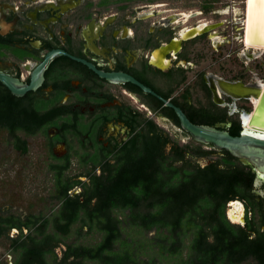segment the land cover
<instances>
[{
    "label": "flooded vegetation",
    "instance_id": "flooded-vegetation-1",
    "mask_svg": "<svg viewBox=\"0 0 264 264\" xmlns=\"http://www.w3.org/2000/svg\"><path fill=\"white\" fill-rule=\"evenodd\" d=\"M94 1L0 0L1 71L29 85L33 77L38 78L36 73L49 54L63 52L52 57L42 69L40 74L42 79L36 90L18 97L5 86L21 101L22 107L36 108L39 113L50 115L51 121L37 133L28 134L24 130H19L17 134L19 138L27 141L28 148L29 138L41 137L44 140L48 154V169L54 182L47 210L26 213L4 211L7 214H16L24 219L32 213L55 216L60 212L61 202L55 197L57 172L53 169L54 166H68L63 177L74 183L68 194L73 197L80 196V200L83 201L85 187L91 184L94 176L108 180L126 165L129 141L144 130L148 120H153L165 135H167L165 128L155 119L165 124L170 122L174 128L189 137L181 130L180 124L177 125L168 112L162 109L167 106L157 97L144 93L132 83L110 82L97 71L128 74L182 110L181 105L202 106L213 112L224 110L226 119L217 122L215 126L226 129L235 121L240 126L239 133L244 130L242 115L251 112L250 101L234 98L222 92L217 98L208 80L213 74L211 72H198L195 80L192 83L188 82V74L194 66L190 45L194 44L196 39L205 36H209L208 38L213 41L211 35L215 30L183 38L182 31L197 26L199 20L192 24L194 26H183L184 24L177 21L172 22L171 15H168L167 18H162L164 22L160 26H150L145 34H139V27L135 26V23H141L147 18H143L139 13L134 16L132 22L126 19L124 14L119 16L118 13L127 10L129 2L112 1L102 5V0ZM126 4L127 8L121 9V6ZM114 6L117 13H110ZM155 15L156 12H153L152 16ZM175 41H179V48L172 49L170 46ZM161 49H166L163 51L166 65L153 62L154 53ZM79 60L93 65L97 71ZM219 77L230 83H244L241 80ZM158 81L163 83V87L158 85ZM256 81L257 79L254 83ZM196 89L204 93L206 105L194 99ZM156 100L161 101L163 107L159 108ZM240 103H248L249 107L241 108ZM137 121L140 124L136 127ZM7 132L13 143L14 138L9 131ZM191 141L186 145L178 143L177 145L189 148L186 151V158L201 167L209 165L216 159L202 164L199 158L209 156H194L192 147L201 145L203 150L218 152L219 155L223 151L196 143L192 139ZM170 144L171 147L168 149ZM12 145L13 150L21 156L29 152L28 149L27 153H23L22 150L15 148L14 143ZM173 145V142L166 145V154L171 152ZM237 162L253 175L247 191L250 194L248 197L242 195L247 185L239 188L241 194L226 202L224 216L233 227L246 229L248 224L251 225L247 231L253 238L256 236V230L264 232V174L257 173L252 166L245 165L239 160ZM181 164L182 161L178 162L177 166ZM74 165L78 166V170L75 174H70ZM96 201L97 199L93 198L91 204H95ZM148 206V202H143L138 211L148 213L151 211ZM115 212L123 220L131 211L115 209ZM81 226L84 232L89 230V227L82 225L80 220L72 226L73 233ZM129 228L135 227L128 226L127 229ZM27 231L28 229L24 228V232ZM12 232L17 236L20 234L19 229L12 228L9 231L11 238H15ZM75 235L78 239L84 236L78 237L76 233ZM70 243L82 244L78 241ZM60 248L62 255V250L66 249V246L61 244Z\"/></svg>",
    "mask_w": 264,
    "mask_h": 264
},
{
    "label": "trees",
    "instance_id": "trees-1",
    "mask_svg": "<svg viewBox=\"0 0 264 264\" xmlns=\"http://www.w3.org/2000/svg\"><path fill=\"white\" fill-rule=\"evenodd\" d=\"M112 1L131 0H102L101 4ZM156 103L163 107L161 101ZM181 106L195 124L215 126L226 119L224 110ZM162 109L180 124L172 109ZM50 121V115L36 108L22 107L0 82V128L9 131L15 148L23 153L29 149L27 141L18 137L19 130L35 134ZM226 129L233 136L240 134L235 121ZM129 143L126 165L108 180L94 176L85 187L83 201L80 196L68 194L74 186L63 177L68 166H54L55 197L61 202L57 215L32 213L23 219L0 212V237L10 241V250L16 255L14 264H245L250 260L264 264V232L256 230L251 238L247 231L251 225L236 228L224 216L226 202L241 194L239 188L247 185L242 195L250 194L247 191L253 175L236 158L223 150L214 162L201 167L186 158L189 148L179 147L176 142L166 154L165 147L171 140L153 120H148L144 130ZM192 149L196 157L213 153L201 145ZM180 161L182 164L177 166ZM93 198L97 201L92 205ZM143 202L149 203L150 212L138 211ZM115 209L131 212L122 220ZM80 220L89 230L84 232L81 226L75 231L78 237L96 232L101 235L98 243L68 242L72 226ZM128 226L135 227L140 238L132 237ZM12 228L20 231L15 238L9 236ZM61 244L66 249L59 256ZM160 257L171 262H163Z\"/></svg>",
    "mask_w": 264,
    "mask_h": 264
},
{
    "label": "rangeland",
    "instance_id": "rangeland-1",
    "mask_svg": "<svg viewBox=\"0 0 264 264\" xmlns=\"http://www.w3.org/2000/svg\"><path fill=\"white\" fill-rule=\"evenodd\" d=\"M95 0L94 2H97ZM245 0H131L129 8L118 12L119 16L125 15L126 19L134 21V16L141 13L140 9L149 5L157 6L153 8L155 16L135 26L139 27V34H145L150 26H160L164 21L162 18L178 13L197 14L192 16L183 26H194L198 23L212 22L217 26L214 32L217 40L212 35L196 39L191 44L192 61L194 66L188 74V82L192 83L196 74L201 71L211 72L229 80H241L244 83L254 84L255 79H264V49L245 50L241 42L243 36L242 21ZM126 2V1H124ZM254 10L253 28L255 31L264 30V0H257ZM134 9V14H133ZM238 10V11H237ZM152 12V13H153ZM110 13H117L116 7H112ZM189 24V25H188ZM245 52V53H244ZM248 54V55H246ZM252 55V57H250ZM249 56V57H248ZM255 78V79H254ZM257 80V81H258ZM158 85L162 86L163 83ZM163 87V86H162ZM179 91V90H178ZM195 100L206 105L204 93L196 89ZM239 107L248 108V103H240ZM156 122L165 128L171 143L176 142L186 145L191 141L181 131L174 128L170 122ZM29 152L21 156L13 150L12 139L8 132L0 128V212L9 210L11 212H37L47 210L49 207V196L53 191L54 182L48 169V154L41 137L29 138ZM171 144L168 146V149ZM219 153H213L207 158H199V162L205 164L206 161L217 159ZM78 166L74 165L70 174H75ZM231 210V209H230ZM47 212V211H46ZM128 233L132 237H138L136 230L129 228ZM15 237L17 235L11 233ZM153 235V232L150 234ZM101 240V235L93 232L85 234L82 238H77L75 233L69 242H77L85 245H93ZM10 241L6 237H0V264H14L16 255L10 250ZM57 252L61 255V248ZM163 262H171L169 259L159 258ZM92 264V263H89ZM245 264H254L248 261Z\"/></svg>",
    "mask_w": 264,
    "mask_h": 264
},
{
    "label": "water",
    "instance_id": "water-1",
    "mask_svg": "<svg viewBox=\"0 0 264 264\" xmlns=\"http://www.w3.org/2000/svg\"><path fill=\"white\" fill-rule=\"evenodd\" d=\"M255 2L256 0L244 1V4H246L247 7L246 15L245 11L243 12V18L245 16L247 18L245 26V39L247 41L249 38L253 39L252 37L254 35L252 27L253 20H251V15L253 12V8L255 9V6H253L252 3L255 4ZM243 27L244 23L242 21V30ZM256 36L257 41L264 42V33L257 34ZM61 54H63V52L61 51H56L49 54L41 65V69L39 70V72L36 73V75L38 74V78H36V76L33 77V81L29 85H25L17 78H14L1 70L0 82L4 86H6L12 92V94L21 97L26 92L34 91L39 87L40 80L42 79V75H40L43 71L42 69L45 68V66L52 57ZM79 61L87 64L89 67L96 70L93 65L87 63L86 61ZM97 72L101 77L107 79L110 82L132 83L138 86L144 93L151 94L157 97L164 103L165 106L172 108L175 111L179 119L181 130L188 134L193 141L202 145L212 146L216 150L227 151L231 156L239 160L241 163L252 166L257 173L264 174V136H259L256 133L253 134L246 131V128L248 127H255L260 129V131L264 132V86L260 92H258V88L253 87V89H256L254 90V94L260 93L256 104L252 102L249 98H244L245 100L251 102L252 110L251 112H249L251 117L248 121V126L245 124L244 119H242V127L244 130L239 135L233 136L226 129H221L216 126L206 124L193 123L180 107L175 106L172 102L164 99L163 97L155 93L150 87L146 86L145 84L141 83L140 81L128 74L122 72L111 74L104 73L102 71ZM261 81L264 85V79H261ZM253 85H258V81H256V83H254Z\"/></svg>",
    "mask_w": 264,
    "mask_h": 264
},
{
    "label": "bare ground",
    "instance_id": "bare-ground-1",
    "mask_svg": "<svg viewBox=\"0 0 264 264\" xmlns=\"http://www.w3.org/2000/svg\"><path fill=\"white\" fill-rule=\"evenodd\" d=\"M257 2V0H256ZM252 3L253 6L256 7V3ZM245 8H244V11H245V15L247 13V7H246V4H244ZM155 7H158L157 6H146V7H142L141 10H140V15L143 17V18H148L150 16H152V12H153V8ZM254 8H253V12H252V15H251V20L254 19L255 15H254ZM238 11V10H237ZM197 14H188V13H178V14H172L170 16L172 22L174 21H177L179 22V24H184L189 21V19L193 16H195ZM167 18V17H166ZM169 19V18H168ZM246 16L243 18V23H244V27H243V36H241V42L243 43V47L245 50H263L264 49V42L263 41H257L256 39V35L257 34H260V33H264V30L262 32H258V31H255L254 28H253V39L249 38L248 41L245 39V26H246ZM209 23H204V22H200L197 26L195 27H191V28H186L182 31V36L183 38H188V37H193L195 35H200V34H203L205 33L206 31H211L213 29H215L217 26L219 25H210L208 26ZM254 23H252V27H253ZM212 37L217 40V34L214 33L212 34ZM256 39V40H255ZM172 49H177L179 48V41H175L171 46H170ZM166 50V49H161V50H158L154 53V57H153V62L154 63H159V64H167L164 60V53L163 51ZM245 53V52H244ZM248 55V54H246ZM249 57V56H248ZM252 57V55L250 56ZM209 82L211 83L213 89H214V92L216 94V97H220V92L225 93L226 95L228 96H232L234 98H240V99H244V98H249L252 102H254L255 104L257 103V99L260 95V93L258 94H254V90L256 89H253V87L255 88H258V92H260L263 88V82L261 80H258V85H253V84H245V83H241V82H236V83H230V82H226L224 79H221L219 76L217 75H213L211 74L209 76ZM213 82V84H212ZM228 84V85H227ZM224 91V92H223ZM242 116L244 121H245V124L247 125L248 124V121L250 119V114L249 113H244ZM248 126V125H247ZM246 131L250 132V133H256L257 135L259 136H264V132L260 131V129L258 128H255V127H248L246 128ZM264 131V130H263Z\"/></svg>",
    "mask_w": 264,
    "mask_h": 264
}]
</instances>
